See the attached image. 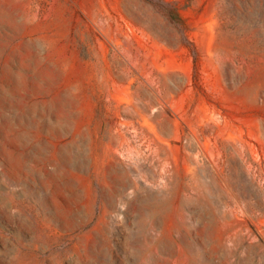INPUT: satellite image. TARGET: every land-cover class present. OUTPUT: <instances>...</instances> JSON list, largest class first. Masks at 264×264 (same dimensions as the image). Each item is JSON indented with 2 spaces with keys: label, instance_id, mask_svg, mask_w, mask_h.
<instances>
[{
  "label": "rangeland",
  "instance_id": "obj_1",
  "mask_svg": "<svg viewBox=\"0 0 264 264\" xmlns=\"http://www.w3.org/2000/svg\"><path fill=\"white\" fill-rule=\"evenodd\" d=\"M154 236L264 264V0H0V264Z\"/></svg>",
  "mask_w": 264,
  "mask_h": 264
},
{
  "label": "bare ground",
  "instance_id": "obj_2",
  "mask_svg": "<svg viewBox=\"0 0 264 264\" xmlns=\"http://www.w3.org/2000/svg\"><path fill=\"white\" fill-rule=\"evenodd\" d=\"M158 201H159V199H155L154 201L150 202L149 208H147L148 211L145 210V212H144L143 218H144V220L146 222H149L151 226L152 225L153 226L155 225V222L157 221V218L151 217V214L152 213H150L149 210L150 209H153L155 207V205L157 204ZM145 215H147V217H145ZM156 239H157L156 236L152 237L151 240H150V242H149V244H148V247H147V250H148L147 251L148 252L147 255H148L149 258L152 259V264H172L171 259H170L171 256H175L176 257L174 264H189V262H191V261L187 262V259H186V255L185 254H188V253L194 254V253H196V251L197 252L200 251L197 242H195L193 239H190L189 241H186V245H187L186 246V250L187 251H180L179 253H177V249H175V248L172 249L171 246H169V244L167 243V241H163V240L162 241H159V243L157 245H154L155 247L153 249H151L152 248V245L154 244V242L156 241ZM193 264H202V263L197 258H194V263Z\"/></svg>",
  "mask_w": 264,
  "mask_h": 264
}]
</instances>
